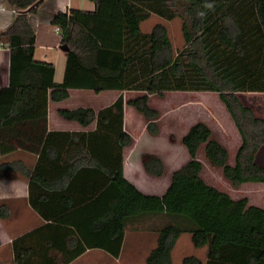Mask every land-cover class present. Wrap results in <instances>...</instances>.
<instances>
[{
    "label": "trees",
    "instance_id": "16d2710c",
    "mask_svg": "<svg viewBox=\"0 0 264 264\" xmlns=\"http://www.w3.org/2000/svg\"><path fill=\"white\" fill-rule=\"evenodd\" d=\"M6 1L15 14L0 31V42L8 49V80L0 86V126L9 124L8 119L40 115L45 136L38 158L43 155L51 162L57 149L96 148L93 135L98 129L104 130V137L112 134L110 147L118 150L114 161L99 162L105 184L92 188L87 202L71 205L73 211L96 206L95 217L47 221L55 231L65 233L63 246L49 242L52 247L66 248L54 264H65L91 247L116 257L127 223L148 215H161L164 220L153 228L155 240L144 255V264H172L171 249L183 232L189 233L193 246L206 247V259L185 254L180 264H264L263 208L249 204L246 197H231L201 176L205 165L216 169L233 188L242 182L264 181V167L253 160L264 143V119L236 95V91H264V0H91L90 10L56 11L50 22L58 25L59 42L68 47L59 81L53 79L52 62L33 58L35 34L28 14L39 0ZM150 14L178 19L181 46L172 48L161 22L140 29L139 23ZM70 88L116 92L113 101L97 111L81 105L57 108L60 116L80 124L95 117V131H45L47 101L66 98ZM123 90L141 93L124 98ZM167 90L216 92L240 142L230 161L211 126L200 118L191 121L176 138L168 134L169 140L184 146L188 157L171 171L161 193H145L122 174L120 151L132 137L122 129L121 110L124 104L132 106L146 120L145 131L156 135L159 111L149 105L148 98L160 97ZM112 109L117 111L116 124L109 117ZM9 142L0 140V153L23 145L18 139ZM140 158L147 174L163 172V162L155 153L144 151ZM65 159L70 165L99 161L88 155ZM15 163L3 161L1 165ZM6 214L7 205L0 203V217ZM17 237L12 239L14 264H20L14 247Z\"/></svg>",
    "mask_w": 264,
    "mask_h": 264
},
{
    "label": "crops",
    "instance_id": "0c3cea01",
    "mask_svg": "<svg viewBox=\"0 0 264 264\" xmlns=\"http://www.w3.org/2000/svg\"><path fill=\"white\" fill-rule=\"evenodd\" d=\"M93 6L94 4L91 0H39L35 10L28 14L35 34L33 58L52 62L54 67L53 79L55 81H59L62 77L65 51L59 48L60 42L58 34L54 30L55 24L50 22L51 15L56 11H64L70 7L90 10ZM12 8L14 7L8 4L6 0H0V31L14 17L15 9ZM169 20L171 19L167 20L155 14H150L139 23V26L141 30H148L153 23L161 22L166 27V21ZM7 80L8 49L4 43L0 42V86L6 85ZM127 92H131L130 95ZM172 92H175L174 94L176 95L181 94L184 96L191 92H202L195 94L200 95L196 98L201 99L200 102L206 116L203 119L211 126L218 139L225 145L228 151V158L231 161L240 142V137L217 93L214 91L167 90L163 95L170 94L168 96L170 97ZM183 92L184 94H182ZM139 93L141 92L137 90L122 91L124 98L132 97ZM115 95L116 92L114 90H103L95 93L90 89L70 88L66 98L59 101H47L44 122L45 131H70L71 133L75 131L85 133L95 131V117L88 124H80L75 119H66L60 116L57 108H70L81 105L90 106L94 111H97L103 106L110 104ZM236 95L243 104L252 109L256 116L264 119V91H236ZM214 96H216V99ZM150 97L148 98L149 105L156 108L150 101ZM187 97V100L183 103L189 105L190 100L188 99L192 97L191 95ZM116 112L115 109H112L109 113L111 121L115 124L117 119ZM41 118L40 115L34 117L30 115L24 116L22 120H14L12 118L8 119L9 124L0 126V140L9 142L18 139L23 143V145H15L7 152L0 153V203L7 205L6 216L0 217V264H14L12 239L21 234L23 236L17 237L14 242V247H16L20 256L18 258L20 264H54V262L64 256L63 250H66V248L52 247L49 242L54 240L56 241L54 243H59L58 247L63 246L64 244L61 241L65 239V233L55 231V227L48 225L47 221H53L57 218H67L71 221H80L82 218H94L96 206L87 209L81 208L82 211H79V209L73 211L70 210L72 209L71 205H82V203L87 202L88 198L86 197L89 191L96 185H101L102 187L105 184V177L99 168V162H112L116 154H118V150L110 147L109 144L112 134L108 132L109 134L104 137V130L98 129V133L93 135L97 138L96 148L80 150L75 148L57 149L55 162L47 160L48 158L46 159L43 155L40 159L38 158L40 140L45 136V133L42 132L43 121ZM138 120L142 121L141 128H137L138 133L136 134L140 138L141 134H148L144 128L146 120L132 106L124 104L121 110L122 129L129 133V128L133 129ZM171 122H175V120L169 119L168 123L171 124ZM171 127L165 130L159 129V136L162 137L166 133L169 134ZM130 135L132 136V134ZM148 135V139L142 140V142L150 144L152 138L156 137L157 134ZM98 139L102 140L98 141ZM176 142L166 138L161 140L159 144L156 142L153 148L149 149H145L147 148L146 146L145 148L142 147L144 148L142 149L138 145L133 147H129V144L124 145L120 151L123 176L142 192L161 193L168 184L171 171L188 157L184 146ZM178 145L181 146L182 150L176 148ZM173 149L178 150V153H180L178 157ZM144 151L155 153L160 157L164 165V170L160 175L155 176L144 171L140 158V154ZM82 155L99 157V161H95L91 165H70L65 163V160H68L65 157ZM10 160L16 161L14 166L5 167L1 165L3 161ZM38 160L39 162L36 163ZM253 160L264 167V143L254 152ZM83 166L85 168H82ZM100 166L104 167V165ZM206 181L209 182V180ZM222 190L228 192L233 198L246 197L249 204L261 206L264 210V181L242 182L234 188L226 183ZM67 225L72 227L71 224L67 223ZM182 235L186 236L191 248L187 254H193L201 261H204L206 259V247L204 245L193 246L187 232L178 235L171 249V254ZM121 249L122 245L119 255ZM106 254L100 248H86L65 264H97L100 261L99 264H101L105 263L103 259Z\"/></svg>",
    "mask_w": 264,
    "mask_h": 264
},
{
    "label": "rangeland",
    "instance_id": "374dc122",
    "mask_svg": "<svg viewBox=\"0 0 264 264\" xmlns=\"http://www.w3.org/2000/svg\"><path fill=\"white\" fill-rule=\"evenodd\" d=\"M166 30L172 48L175 49L181 46L182 37L179 31V21L177 18L166 21ZM127 93L128 95H130L131 92H127ZM174 93L175 92H172L171 93L172 96L170 97H168L170 94H166L160 97L152 96L150 97L151 98L150 101L156 106V109L159 111V116L157 119L159 129L165 130L166 128L172 126L170 128L171 129L170 133H172L176 138L180 134V132H183V130L191 121L197 118L203 119V117L205 118L206 116L204 114V108L200 102L201 99L196 98L199 97L200 95L195 94L202 92H191V93H187L186 96L181 94L176 95ZM182 94H184V92ZM188 95H191L192 97L188 99L190 100L189 105L183 103L185 100H187L186 98H188L187 97ZM214 98L216 99V96H214ZM196 100H198L199 102ZM169 119L170 120L174 119L175 122H171V124H169L168 123ZM141 124L142 121L138 120L136 126L133 129L129 128V133L132 134L133 136L132 138L133 141L131 140V142L129 143V147L138 145V147L140 148L142 147L145 148L146 146L147 148L145 149H149V148H153V145L156 142L157 144H159L161 140H165L166 138L168 139L167 133L162 137L159 136V133H157L156 137L152 138V142H150V144L146 142H142V140L148 139L149 133L141 134L140 138L139 135H136L138 133L137 128L140 129ZM153 139H157V140H153ZM174 145L176 146L175 143ZM176 148L178 150H182L180 145H178ZM173 150L175 151L176 156L178 157L180 154L178 153V150L177 151L175 149ZM201 176L204 178V180H209V182L217 186L219 189L224 188V185L226 184V182L220 177L216 169L210 168L205 165L201 170ZM163 220L164 217L161 215H148V216H142L135 221L128 222L125 227L124 240L122 243V249L120 255L118 254L115 258L113 256H110L109 254H106L103 259L105 263H101V264H144L143 257L147 252V250L154 244L155 231L153 228L159 225ZM190 249L191 248L189 246L186 236L183 235L180 236L177 244L174 246L172 250V254H171L172 264H180V257L183 254H187Z\"/></svg>",
    "mask_w": 264,
    "mask_h": 264
},
{
    "label": "water",
    "instance_id": "95a60500",
    "mask_svg": "<svg viewBox=\"0 0 264 264\" xmlns=\"http://www.w3.org/2000/svg\"><path fill=\"white\" fill-rule=\"evenodd\" d=\"M59 48L63 51H66L68 47L65 43H60Z\"/></svg>",
    "mask_w": 264,
    "mask_h": 264
},
{
    "label": "built area",
    "instance_id": "2783aa9c",
    "mask_svg": "<svg viewBox=\"0 0 264 264\" xmlns=\"http://www.w3.org/2000/svg\"><path fill=\"white\" fill-rule=\"evenodd\" d=\"M14 9V8H12ZM54 30L56 31V33L58 34V38H60V32H59V27L58 25H54Z\"/></svg>",
    "mask_w": 264,
    "mask_h": 264
}]
</instances>
